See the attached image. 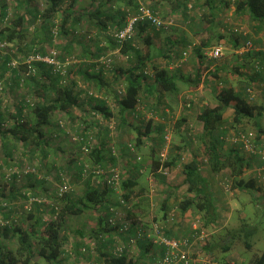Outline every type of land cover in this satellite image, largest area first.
<instances>
[{"label":"trees","instance_id":"16d2710c","mask_svg":"<svg viewBox=\"0 0 264 264\" xmlns=\"http://www.w3.org/2000/svg\"><path fill=\"white\" fill-rule=\"evenodd\" d=\"M62 1L63 0H46L47 6L44 10H41L36 5L35 0H23L22 5L19 2L17 4L18 7H14V13H17L22 6H25L24 14L20 16L16 14L14 15L16 17H14L12 21H8L7 4L3 0H0V41L9 44L25 43L27 33L26 23L28 20L35 22L39 18L41 19L42 27L51 28ZM117 1L118 0H105L103 4L100 3L99 6L92 11L74 13L73 8L76 0H72V4L64 10L59 29H55L54 31L51 29L48 35L51 34L52 37H55L57 34L65 37L66 35H70L72 40H77V37L81 40L80 37L82 33L79 32L81 31L80 24L85 17L87 20V25L85 27L88 28L84 33L87 39L85 43L98 49L97 52L91 55L92 58L96 59V66L100 63V58H106L107 55L105 53L109 48L120 49L122 54L128 56V66L125 69L118 67L117 75L120 77L119 83L122 85L121 88L107 90V92L114 95L117 109V113L115 114L120 115V121H126V123L129 124V119L131 118L132 120V122L130 121V126L136 138L132 140L130 137H127L125 148L128 152V156L130 157V154L136 155V150L139 149L141 145V139L151 134V120L153 116H160L159 118L163 119L164 107L162 105L167 107L165 96L178 93L180 89L178 85L179 81H184V84L187 85L188 88L193 86L197 87L199 85L201 74L205 70L202 65L203 60L206 59L207 64L217 65L216 71L212 73L214 77L217 76L216 72L218 70H224L225 68L226 70L229 69L234 74H240L242 73L240 71L242 68H247L249 70L247 74H240L243 77L245 76L247 81H241L235 86L231 85L225 78L220 80L218 84L220 85V89L213 94V99L216 101V104L214 106L205 104L199 109L196 120L201 123L202 128L201 132L197 134V140L202 143L200 154L203 155L211 172L219 173L225 170L229 171V174H224L223 177H225L226 181L232 182V189L239 188L242 192H248L252 195L255 191L261 190L262 174H264L262 172L260 174L259 172V169L264 167V125L261 123V121L264 120H261V118L264 117V0H204L205 4H199L201 0H169L175 4V7L173 6V8H171V13L181 11L182 15H184L186 11H189L192 7L195 6L196 8L197 3L199 9L203 10V6L206 5L205 9L213 13L212 16H208L205 12L201 14L202 18H205L207 21V24H205L206 26H204L208 34L205 33L207 34L204 36L205 40L201 41L200 45H191V41L185 38V31H181L180 29L177 31L182 34V37H176L172 40L167 38L168 40L166 43L168 46L166 45L165 53H162V51L159 53L161 55L163 54V58H169L168 65L176 59L179 60L176 61L179 63H176L177 67L173 69L174 71L168 70L167 66L164 67L154 63L155 59L153 57L158 54V48L154 51L152 33L157 37L162 32L167 33L171 31L169 27L171 23L164 26L165 22L161 20L159 15V1L143 0L144 4H138L135 0H129L128 4L134 7L133 10H106L104 6L106 2L116 4ZM230 4H232L234 8L232 10V16L234 15L235 18L244 20V22H249L251 28L250 30L246 29L247 33L244 32L243 34L240 25L232 23L228 27L224 26L230 36L229 39L227 38L226 42L229 43L228 45L232 47V51L235 53L232 54L230 62L220 65L218 62L222 58L219 60H208L204 56V52L207 51V49L220 45L223 47L224 56L225 47L220 42L224 40L225 36L219 32L218 34L214 33L213 28L215 24L213 26L212 24L213 21L216 20L214 22L222 26V21L217 18V15H219L222 9L229 7ZM188 5H190V7H188ZM141 8L148 9L164 24L157 29L148 19L137 21L133 27V36L126 42L119 43L114 37V33L126 26L128 14L136 15ZM4 24L5 26H3ZM91 28L96 30L95 34H97V36H104L106 41L103 42L102 38L98 39L96 36H92L90 31ZM214 38L219 40L218 44L210 47ZM135 41L144 44L145 50L140 51L135 48ZM71 43L72 41L68 44L71 45ZM249 44H251L250 48L247 47ZM25 45L27 44L25 43ZM110 45L112 47H110ZM28 46L27 50L30 52V56L40 55L44 57L48 55L43 49L39 51L35 49L34 44ZM181 47H184L183 51H176L178 48L180 50ZM183 53H186L187 56L192 54L194 60L199 63L198 69L194 71L193 77L181 73L183 64L181 57L182 59L187 57H184ZM57 59L59 61H64L65 58H60L57 54ZM149 63L152 64L151 69H148ZM78 64L81 63H76V65ZM92 64L91 66H95L94 62ZM71 68L67 70L65 73L66 75H61L59 71L54 70V66L40 61L31 62V64L27 65L22 63L21 66L15 68L9 64V58H6L1 65L0 69L3 72H11L10 89L13 85L18 86L22 81L21 79H23V81L27 80V82L32 83V90H34L33 92L36 97L38 96V99H40L35 103H30L27 99L21 100L20 103L15 106V111L8 113V122L5 120L7 113L3 114L0 111V146L3 148L5 156L11 155L15 149V145L18 143H20L26 151L30 150L29 147H33V149L30 150L33 157L35 156V154H33L35 151L40 150L41 153L44 154V146L48 145L50 142L48 128L51 125L52 141L54 140L53 136L66 134L64 123L67 125L69 124L68 128H70L74 136L78 137V139L71 142V149L73 148L77 154L74 162L73 160L71 161L77 169L76 175H72L70 165L57 167L55 174H53L56 186H52V207H50L51 212L56 214L55 218L52 217L47 221H43L39 214L37 216L29 214L28 218L32 221L29 226L25 228L17 226L10 220V213L1 210L5 208L3 206L1 207L3 203L7 206L6 203L9 202L10 196L0 193V264H37L38 260H43L47 264H58L62 259L64 262H67L72 256H75V258H77V256H84L85 254L82 248L88 245L82 242V240H79V245L77 244L70 248L61 234L62 230H64L63 225L66 218L69 216L77 217L82 216L86 211H99L100 215L98 217H100L102 210L106 212V220L104 222V218H99V228L91 233L92 235L90 234L95 242L97 254L103 256L106 264H130V261H127V254L124 252L126 248L120 252V255H115L114 250L119 247V244L111 248L108 247L106 242L107 239L104 236V234L115 231L114 228L107 225V219L112 214L110 209L114 208L111 202H109L110 195L112 194L111 192L115 191L114 188L107 184L101 175L90 173L86 177L83 176V170L88 163L99 166L101 169L113 168L118 170L115 154H112L111 148H105L107 143H105L100 136V127H102L101 122L104 121L105 128L103 130H106L108 134L109 127L106 123L113 121V114H111V111L106 106V102L98 98L99 95L94 96V94L91 93L86 100L81 99V92L75 91L72 83L73 81L69 78L72 71ZM104 70L103 66L98 67L97 71H94L93 67L79 70L84 80L83 83L87 94L92 87H95V92L98 93L101 88L109 86L108 81H105L106 77L104 76L105 74H103ZM249 88L253 89L254 92H258L259 96H262L263 103L255 105L248 100L247 90ZM154 94H156V100L153 102L149 95L153 97ZM139 106H145V108L139 110ZM168 106H170L169 103ZM83 107L85 108L83 109L84 115L75 113L76 116L73 113L74 109H81ZM228 109H232L233 111L232 116L226 121L224 119V112ZM144 110H146L145 113ZM146 113L151 116L147 121H145ZM125 116L127 118L124 119ZM169 121H172V118H167L165 122H162L164 123L162 125L161 123L159 124L161 125L160 131L163 132L160 141L162 143H160L158 149L155 151L152 150V153L151 151L149 153L151 156V163L148 165V168L155 175L156 172L159 171V173H161L159 174L161 181V176L163 175L164 177L167 171L174 168L176 162L180 160L179 151L183 149H177V154L170 149L171 139L169 131L172 134L173 124L170 126L166 124ZM248 122H252V130L247 127ZM140 124L143 126H140ZM179 124V120H176L174 126L177 127ZM95 129L97 130L94 131ZM88 132H94L97 136L91 137L88 135ZM173 135H176V133L174 132L172 136ZM95 138L97 139L93 142ZM12 142L14 144L9 147V143ZM132 142L135 143L132 144ZM164 147L166 148V154L164 158H161ZM85 149L88 151L85 152ZM174 153L175 156L171 157V154ZM135 159L137 161L134 162H138L141 169L144 168L143 164H141L144 162V160H142L143 158L135 157ZM253 160H255L256 167H252L254 166L252 165ZM247 170H251L250 173H252V175L244 177V173ZM118 172L120 175L119 188L123 191L121 197L123 203L128 206L127 218H133L129 215L131 210L129 202H131L133 197L139 196L136 192L132 191L133 187L137 185V182L133 178L125 179L124 176H122V171ZM183 173L185 175V182L188 184L187 191L195 195L196 199H194L193 196L192 198H185L181 201L178 204L179 212L183 214L188 209L195 208L198 212L204 211L207 213L212 202L207 197L205 191L207 183L199 173V163L195 157H192L190 161L183 164ZM11 176L15 177L16 174H12ZM73 177H75L76 180H84L85 183L83 191L78 196H74V190L72 189L71 184L76 181L74 179L71 181ZM44 182L45 179H40L35 180L34 183L43 184ZM64 182H66L69 190L59 195L58 186ZM35 196L36 194L33 193L32 196H27V200L36 209L39 208L42 202L36 201L35 199L38 198ZM118 206L124 207L119 203ZM57 207H59L58 211ZM205 220H207L206 223H208L212 218H206ZM102 222H104V224ZM206 223L204 225H207ZM153 224H158L160 226L159 233L161 235L168 239H174L170 238L165 225H160L159 221L156 220L149 225L141 224V230L151 229ZM243 227H241V231L244 230ZM131 231H133L132 238H134L141 247H145L143 248L145 253L150 251V247L154 250L158 246L152 242V237H146V233H143L142 237H137L138 234L135 233L136 230L133 228L128 230V232ZM237 233L234 231L230 236V240L219 241L218 244L212 243H214V246L221 245L223 251H229ZM194 234L198 235L199 231H193L191 238H193ZM15 239L16 245L15 248H12L9 243H11V241L13 242ZM176 240H187L191 245V241L188 238ZM2 241H4L5 244L2 243ZM224 242L225 245L223 244ZM209 245L208 243L207 245L199 246L201 250L209 253L206 256L208 259L204 260L203 264L209 262H214L215 264H230L227 262L228 259L227 261H220L217 259L213 253L216 247ZM127 246H130L129 243ZM246 247L250 249L249 244H247ZM153 250V253H150L154 260V264H157L163 255L162 247L161 250L160 248L158 249L159 252L158 250ZM188 256L191 262L189 251ZM248 264H264V252L253 256V258L248 261Z\"/></svg>","mask_w":264,"mask_h":264},{"label":"rangeland","instance_id":"374dc122","mask_svg":"<svg viewBox=\"0 0 264 264\" xmlns=\"http://www.w3.org/2000/svg\"><path fill=\"white\" fill-rule=\"evenodd\" d=\"M8 7V18L7 20H13L14 15L17 14V16H20L24 14L25 12V6L21 7L17 13L15 12L14 7H18L17 4L20 2L22 5L23 0H3ZM72 0H63L62 4L60 6V9L56 15V17L53 20V26L51 28L42 27L41 19L38 18L37 21H27L26 27H27V33L25 38V43H5L4 41H0V68L1 65L4 63V60L6 58H9V64H11L12 67L18 68L22 65V63L27 65V61L30 58L29 54L30 52L27 50L28 45L34 44L35 49L38 51L40 49H43L45 52L51 53L52 51H55L60 58H74L76 59V63L81 64H74L72 65L71 69V75L69 78L73 81L74 89L75 91H83L84 89L82 86H84L83 78L81 74L79 73V70L91 68L93 67L94 71H97V68L100 66L104 67V76L105 81H108L109 86L106 88H101L98 93L95 92V87L90 88V92L94 94V96L102 95L104 94L103 91H107L108 89H117L121 88V84L119 83L120 77L117 75L118 73V67L126 68L129 64L128 62V56L121 53L120 49H112L109 48L106 51V58L108 60V64L105 65V62L98 63V65H95L94 58L91 57V55L98 51L94 46L90 44H86V38H85V31L88 29L85 26L87 25V20L84 17L81 21L80 27L82 36L80 37L81 40L77 37V40H72V37L70 35L61 36L60 34H57L55 37L51 36V34L48 35V32L54 31L55 29L58 30L59 26L61 24V19L63 18L64 10L68 8L72 2ZM138 4L143 3V0H135ZM160 4V10L159 15L161 17V20L165 22L166 24L171 23L169 26L171 31L164 33L160 32L157 37L153 35V47L155 48L154 51H156L158 48V54L154 55V63L158 65L165 66V64L168 62L165 58H163V54L165 53L166 48V41L167 38L175 39L176 37L180 38L182 34H180L177 30L182 29V26L184 29L185 38L187 40L191 41V45L195 44L196 46L200 45L201 41L205 40L204 36L208 33L206 32L207 29L205 28V24H207V21L205 18H202L201 14L206 13L208 16H212L213 13L210 12L207 9H199L198 3L195 6L192 7L189 11H186L184 15H182L181 11L172 12L171 8L173 6L175 7V4H173L169 0H158ZM36 5L39 7V9L44 10L47 6L46 0H35ZM105 0H76L73 8L74 13H84L86 11H92L96 9V7L99 6V4H103ZM106 10L113 9V10H125V9H134V7L131 4H128V0H118L117 3H105ZM190 7V5H188ZM232 4L229 5V7H226L222 9V11L217 15V18L220 19L222 22V26L217 25V22L213 21L212 26H214V33L218 34L221 33L225 36L224 40H222V43L225 47L224 49V56L222 59L218 62L221 64H227L232 59V54L235 53L232 51V47L228 45L227 38L229 39V32L227 29L224 28V26H230V24L234 23L235 25H240L241 27L245 28L247 30H250V24L249 22H244V20H240L238 18H235L234 15L232 16ZM28 17V16H27ZM212 19V18H211ZM209 20V19H208ZM186 25V26H185ZM205 25V26H204ZM5 26V24L3 25ZM191 29H190V27ZM168 27V28H169ZM180 27V28H179ZM183 30V29H182ZM91 35L96 38L101 39L102 41H106L104 39V36L100 37V35L97 36L96 30H93V28L90 29ZM207 33V34H205ZM87 34V33H86ZM53 35V32H52ZM172 36V37H171ZM182 37V36H181ZM223 39V38H222ZM181 40V39H178ZM72 41L71 45L68 44ZM218 41L216 38H214L210 44V47L217 45ZM168 46V45H167ZM110 47H112L110 45ZM134 47L137 48L140 51L145 50V45L141 42L135 41ZM209 47V48H210ZM160 48V50H159ZM177 49V48H175ZM184 47H181L176 50L178 52L183 51ZM153 50V48H152ZM160 52V53H159ZM86 53V55H85ZM156 53V52H155ZM202 53V51H201ZM84 55V56H83ZM203 56V55H202ZM100 61V59H99ZM176 61L174 60L169 66H171L170 69H175L177 66ZM181 61H183L181 73L183 74L184 71H187V75H190L193 77L194 70H196L194 66V57L191 55H188L186 58L181 57ZM94 62L95 66L92 63ZM203 73L200 77V82L197 87H191L188 88L187 85L184 84V81H179L178 85L180 87L181 93L183 95V99L185 100L186 96L193 101L191 113H192V120L196 117V114L198 113L199 109L205 105H215L216 101L213 99V94L220 89L219 81L222 79H227L231 85L237 86L239 82L241 81H247V78L244 76H241L240 74H247L248 69L242 68L240 71L242 73L240 74H234L229 69L226 70H218L216 72V77L212 75L214 71L217 69L216 64H207V60H203ZM177 63V64H176ZM205 66V67H204ZM207 67V69H206ZM152 68V64H148V69ZM169 70V69H168ZM174 71V70H173ZM2 73V74H1ZM186 73V72H185ZM0 111L1 113H7L5 120L8 122V113H12L15 111V106L20 103L21 100L27 99L30 103H35L39 101L38 96L36 97L35 93L32 90V83L22 81L19 83L18 86L11 85V89L9 88V84H11L10 71L3 72L0 69ZM66 75V74H65ZM186 75V74H184ZM116 76V77H115ZM48 83V82H47ZM7 85V86H6ZM3 88V90H2ZM88 91V92H89ZM88 93V96L91 94ZM97 94V95H96ZM81 95H84L83 93ZM85 96V95H84ZM110 96V95H109ZM86 98V97H85ZM100 98V96L98 97ZM103 98V97H102ZM28 102V103H29ZM251 103H254L255 105L263 103L262 96L259 94L250 101ZM181 104V105H180ZM177 107L174 106L175 111V118H172V121L167 122L170 125H174L177 118H180V112H184L186 109V104L182 102ZM86 107V106H85ZM184 108V110H182ZM84 107L81 109H74L73 113H78L80 115H84ZM232 109H228L224 112V119L226 121L229 120V118L232 116ZM76 115V114H75ZM101 116L100 114H98ZM77 116V115H76ZM148 117L149 116L148 114ZM147 117L145 118V121H147ZM264 119V117L261 118V120ZM179 120V119H178ZM156 121V120H155ZM194 121V120H193ZM102 127H100V136L103 134V128H105L104 121L101 122ZM117 121L113 118V121L107 122L106 125L109 127V133L110 134V141L108 143V148H111L112 154H115V157L117 160H119V151L116 146L117 138L119 137V131L117 127ZM252 122L247 123V127L252 130ZM261 123L264 125V120L261 121ZM66 134L53 136L54 140L52 141V125L48 128V132L50 133V142L48 145H45V153L42 154L41 151H35V156L31 154V149L29 147V151H26L23 146L18 143L15 145V149L13 153L9 156H5V152L3 151V148L0 146V193L9 195V202H7V206L4 205V203L1 205V207H5L4 209H1L7 213H10V220L13 224H16L17 226H22L23 228L28 227L29 224L32 222L28 217L29 214H33V216H37L38 214L41 216L43 221H47L51 219L52 217L55 218L56 214H53L51 212L52 207V186H56V181L53 178V174H55L57 167H64L66 165H70L71 167V173L73 176L76 175V167L74 163L71 161L75 160L77 157V154L73 148L71 149V142H74L73 140L74 133L70 130L69 124L67 125L64 123ZM106 126V127H107ZM95 129L94 131H96ZM65 131V130H64ZM170 133V139L175 136H172ZM73 135V136H72ZM88 135L91 137H96L97 135L94 132H88ZM96 135V136H95ZM177 136V135H176ZM95 138L93 142L96 140ZM135 139V138H134ZM120 140V139H119ZM118 140V141H119ZM236 140V139H235ZM135 142H132L134 144ZM14 143H9V147L13 145ZM125 144H127V140H125ZM7 146V147H8ZM126 146V145H125ZM166 147V146H165ZM163 148L162 151H166V148ZM144 150V149H143ZM147 150V148H146ZM127 152V150H126ZM128 153V152H127ZM111 155V154H110ZM130 157L132 158V161H137L135 157H141L140 152L136 155L130 154ZM81 158V157H80ZM264 159V158H263ZM71 162V163H70ZM89 167H95L96 165L92 163H88ZM118 171H121V164L118 162L117 165ZM144 170V168L141 169V172ZM29 173V175H28ZM12 174H16L15 177H12ZM252 175V173H250ZM168 175H166L167 177ZM45 179V182L43 184L41 183H34L35 180ZM76 180L75 177L71 178L72 180ZM32 181V184H31ZM262 188L259 191H255L254 194H250L248 192H239L237 193L235 189L231 188L232 182L226 181L225 177H221L219 180V186L226 194H230V192L234 193V200H232L233 205L235 206L232 211L229 218H227V215L222 211L214 210V215L212 216V222H215V227L220 229L218 232V236L215 237V244H218L219 241L222 242L223 240H230L231 237L228 236L229 234L227 231L230 232V235L235 231L237 233L236 237L233 239L232 247L229 251H223L220 248L216 247L214 249V254L217 259L220 261H227V258L229 259L227 262L230 264H248V261H250L253 256L259 255L262 252H264V177H262ZM31 184V185H29ZM84 180H76L74 183H72V189L74 190V196H78L81 194V192L84 189ZM207 185L209 186L208 190L210 194L213 195L214 199L212 202V208L214 207L213 203L215 201H219L222 204L226 198L220 189L216 186L215 182L210 180L207 181ZM252 192V191H251ZM33 193L36 194L35 197L41 200V205L39 208H34L29 201L27 200L29 195H33ZM11 194V195H10ZM25 197V199H24ZM231 199V196H229ZM240 202H238L239 200ZM238 200V201H237ZM1 202V201H0ZM51 206V207H50ZM57 207V211H58ZM95 211H86L82 214V216L72 217L69 216L66 218L65 223L63 225L64 230H62V236L65 239L66 244L71 248L74 247V243L77 240V233L76 231L82 230L84 234L87 233L86 226L88 227V221L87 217L89 215L94 216ZM83 224H85L83 226ZM244 226V227H243ZM241 227L244 228L243 231H241ZM224 228V229H223ZM195 229L199 231L198 239L200 240V245H207L206 242L209 234L207 231L203 230L202 225L200 226V221L196 223ZM229 229V230H228ZM251 233H249V232ZM230 237V239H229ZM86 241L83 242L87 244V247L82 248V251L85 255L90 256H96V246L93 238L86 234ZM107 239V237H106ZM183 239V238H179ZM197 239V240H198ZM81 240V239H80ZM209 240V239H208ZM79 241V240H78ZM77 241V242H78ZM4 243V241H2ZM136 243L129 242L130 247ZM5 244V243H4ZM247 244L250 245V249H248L246 246ZM12 248H15L16 245V239L11 243H9ZM73 245V246H72ZM119 247L126 248L124 252L127 254L130 250V248L127 245L119 244ZM190 248V247H189ZM200 248V247H198ZM189 250V249H188ZM73 258L75 256H72V258L69 259L70 262H73ZM152 258V256L150 257ZM153 259V258H152ZM69 264V262H66ZM154 264V260L151 261V264ZM37 264H47L43 260H38Z\"/></svg>","mask_w":264,"mask_h":264},{"label":"crops","instance_id":"0c3cea01","mask_svg":"<svg viewBox=\"0 0 264 264\" xmlns=\"http://www.w3.org/2000/svg\"><path fill=\"white\" fill-rule=\"evenodd\" d=\"M201 1H199V4H205L204 0L202 1V3ZM205 6L206 5L203 6V9L206 8ZM233 9L234 8H232V10ZM182 29L184 30L185 28H183L182 26ZM182 29L180 30L183 31ZM166 60L169 62V58ZM167 63L165 64V66H167V68L170 71H173V69H170L171 66H169ZM194 66L197 70L199 66L198 61L194 62ZM183 74L187 75L188 73L187 71H184ZM82 88L84 90L81 91V94L83 93L85 96L80 94V97L81 99L86 100V98L88 97V94H87V91H85V86H82ZM103 92H104V94L102 95L103 98L101 97V95L99 96L102 100L106 102L105 103L106 106L111 111V114H113L112 118H114L115 121H117L116 124L118 126V131H119V137L117 138L116 146L118 148L120 155H119V160L116 159V161L117 163L119 162L121 164L122 176H124L125 179L133 178L137 182V185L133 187L132 191L136 192L139 196L133 197L131 202H129V204L131 205V210H132V212L130 210L129 215L133 217L132 219L136 220V222L142 225H149L150 223L155 222V220L159 221L160 225L162 226L165 225L167 233L169 234L170 238L190 239L191 245L188 250L190 254V258H191L190 264H203L204 260L208 259V257L206 256L209 253L205 252L204 250H201V248H198L200 246L199 239L193 240L191 238L193 231L195 229L196 223L200 221V226L202 225L203 230L208 232L209 240L207 239L206 242L211 245V243L214 242L213 240H215V237L218 236V232L220 231V229L215 227V222H212V220H209V222L206 223L207 220L205 219L212 218V216L214 215V210H217L216 208L219 209L217 211L224 212L227 215V218H229L231 215L232 209L235 207L232 203V200H234L235 198L233 196L234 195L233 192L232 193L230 192L229 195L224 193L227 191H223V189H221V187L218 184L220 178L224 176V174L228 175L229 171L225 170L219 173L211 172L208 165L205 162V159L203 158V155L200 154L202 150L201 149L202 143L201 141L197 140V134L201 132L202 126H201V123H199L196 120V117L193 119L194 121L191 118L192 117L191 108H192L193 101H191V99L187 96L185 97L186 99L184 100L180 89L178 93L171 94L169 96L166 95L167 97L165 96L167 107L162 105L164 107L163 119H160L159 118L160 116L159 117L153 116V119L151 120V126H152L151 134L148 137H143L141 139V145L139 149L136 150L137 153L140 152L141 154H143L141 155V158H143L142 160H144V162L141 164H143L144 170L140 172L141 166L138 164V162L132 161L133 157L128 156V153L126 152V148H125L126 147L125 140H127V137H130V139L132 140H135L134 138H136L135 133L132 131L133 129L130 126V123L132 122V120L131 118L129 119L128 117V119L131 121V122L130 121L128 122L129 124H127L126 121H120L121 120L120 115L115 114L117 113V109L115 106L116 104H115L114 95L107 91H103ZM88 93H91V92L89 91ZM155 96L156 94H154L153 97L152 95H149V97H151L150 99H152L153 102L156 100ZM181 102L182 104L187 103L185 105L186 109L183 113L180 112L181 117L176 119V120L179 119V122H180L179 126L175 127L173 125L172 134L175 132L177 136L173 135L175 137H173V139L171 138L170 149L175 151V153L177 149H180V148H183V149L179 151L180 160L176 162V165L174 168L167 171L164 177L163 175L161 176L162 177V181H161V178H159V174L161 173L157 171L156 175L158 176H156L148 168V165L151 163V156L149 155V153L150 151L152 153V150L155 151L156 149H158V146L160 145V143H162L160 142L162 138L161 134H163V132L160 131L161 125L164 124L162 122H165L167 118H175V111L177 108L174 109V106L177 107V105H179ZM168 103L170 104V106H168ZM138 108L139 110H141V109H144L145 106H139ZM182 110H184V108ZM145 111L146 110H144V113ZM161 113H162V110H161ZM197 115L198 114H196V116ZM146 117L149 118L148 113H146L145 118ZM125 118L127 117L125 116L124 119ZM160 123L161 125H159ZM140 126H143V125L140 124ZM167 128H164V129H167ZM109 136L110 134L108 135L107 131L103 130V134H101V138L105 141V143H107V146L110 141ZM107 146H105V148L108 149ZM175 153L171 154V157L175 156ZM192 157H195L196 160L198 161L199 173L201 177L205 180V182L207 183V181L209 182L210 180L215 182L216 186L220 189L219 191H221L222 194L226 198L228 197V199L225 200L223 204L219 201H215L213 203L214 205L213 208H212V203H211L207 213H205L204 211L198 212V210H196L195 208H192V209L190 208L186 212L181 214L178 210V204L181 201H183L185 198H192L194 196V199H196L195 195L187 191L188 184L185 182V175L183 173V164L190 161ZM252 162H253L252 165H254L252 167H256L255 160H253ZM250 172L251 170H247L244 173V177L251 176ZM166 175L168 176L166 177ZM208 188L209 186L207 185L206 190H205L207 193V197L211 202H213L214 197L212 194H210ZM235 191L239 193L241 189L236 188ZM111 193L112 194L110 195V199L108 198L109 202H111L112 206L116 210L118 211L121 210L120 212L127 215L128 213L127 206H124V207L118 206L119 195L121 196L123 193L122 189H119V192L112 191ZM229 196H231V199ZM240 201L241 200H239L238 202ZM99 215H100V212L95 211L94 216L89 215L87 217V221H88V227L86 226L87 236H89L91 233L95 232L99 228V218L101 219L104 218V222H105L106 220L105 210L101 211L100 217H98ZM104 222L102 223L104 224ZM205 223L207 225H204ZM84 225L85 224H83V226ZM132 232L133 231L120 234L117 231H111L110 233L104 234V236L107 237V241H106L107 246L111 248V247H114V245L116 244L127 245L130 242V239H132V236H133ZM76 233H77L78 238L77 240H75L76 242L74 243V245H77V244L79 245L78 240L80 239L82 240V242L84 240L85 241L87 240L86 234H84L82 230L80 231L77 230ZM227 233L229 234L228 236H231L229 231H227ZM225 242L223 243L224 245H225ZM211 246H214V243H212ZM214 247H218L222 250L221 245L214 246ZM129 248L130 250L127 253V261H130V264H151V261L153 260L152 258H150L151 253H153L152 247H150L149 248L150 251L146 253L143 250V248L145 247H141L140 244H138L137 242L131 247L129 246ZM159 248L161 250V246L160 247L157 246L153 251L155 250L157 251ZM101 256L102 255H99V254H97L96 256H90V255L77 256V258L73 259L74 260L73 262H70L69 259L67 261L69 262V264H106L103 259V256L102 257ZM62 263L67 264L66 261L65 262L63 261V259L58 264H62ZM52 264H57V263H52Z\"/></svg>","mask_w":264,"mask_h":264},{"label":"built area","instance_id":"2783aa9c","mask_svg":"<svg viewBox=\"0 0 264 264\" xmlns=\"http://www.w3.org/2000/svg\"><path fill=\"white\" fill-rule=\"evenodd\" d=\"M145 19H148L151 21V23L158 29L161 27L164 23L160 21L156 16H154L148 9L146 8H141L139 12L136 15H127V24L126 26L115 32L114 37L117 39L119 43L126 42L129 40L133 34H134V25L137 21H143ZM170 23L166 24L169 25ZM240 29L244 32L247 33L246 28H243L240 26ZM248 48L251 47V44L247 46ZM264 51V48H263ZM183 56L186 57L187 54L183 53ZM204 56L208 60H219L220 58L223 57V47L220 45L214 46L210 49H207V51L204 52ZM44 62L46 64L54 66L55 71H59V74L64 75L68 69L71 68L72 65L76 64V59L72 58H65L64 61H59L57 59V53L55 51H52L51 53H48L47 56H40V55H33L30 56L29 60L27 61V64H31V62ZM102 61L105 62V65H107L108 60L105 58H100L101 63ZM104 64V63H103ZM29 72V71H28ZM248 92V100L251 101L253 100L257 95L258 92H254L253 89L249 88L247 90ZM78 139V137H74L73 140ZM85 152L88 150L85 149ZM166 152L161 153V158L165 157ZM264 158V157H263ZM258 171V170H257ZM259 172L261 174L264 173V167L259 169ZM95 174V175H101L103 176L104 180L106 181L107 184L111 185L115 191L119 192V183H120V175L118 170L116 169H101L99 166L95 167H89L88 164L85 165V168L83 170V176L86 177L89 174ZM264 177V174H262ZM64 181V180H63ZM62 181V182H63ZM69 190L66 182L62 183L61 185L58 186V193L61 195L64 192H67ZM38 202H41L40 199H35ZM118 203L122 206H127L126 204L123 203L122 197L119 195L118 198ZM128 208V206H127ZM110 212L112 214L110 217L107 219V225L114 228L115 231L118 233H127L128 230L131 228L135 229V233L138 234L137 237H142L143 233H146V237H152V242L158 246L162 247V257L159 259L157 264H189L190 259L188 256V249L190 247V244L188 243L187 240H176V239H168L161 235L159 233L160 226L158 224H153L151 226V229H142V225L138 222H136L132 218H127L126 214H123L122 212L116 210L115 208H111ZM196 229H194L195 231ZM198 235L194 234L193 240H197ZM136 240L134 238L130 239V243L135 242ZM122 247L116 248L114 251L115 255H120V252H122ZM204 264H215L214 262H209V263H204Z\"/></svg>","mask_w":264,"mask_h":264}]
</instances>
